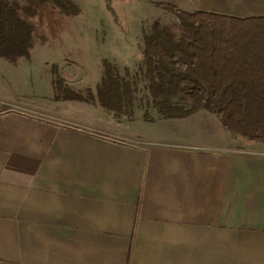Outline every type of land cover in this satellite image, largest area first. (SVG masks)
Listing matches in <instances>:
<instances>
[{"label":"crops","instance_id":"1","mask_svg":"<svg viewBox=\"0 0 264 264\" xmlns=\"http://www.w3.org/2000/svg\"><path fill=\"white\" fill-rule=\"evenodd\" d=\"M183 2L264 17V0ZM66 102L81 116L0 110V264H264V142L204 108L115 119Z\"/></svg>","mask_w":264,"mask_h":264},{"label":"trees","instance_id":"2","mask_svg":"<svg viewBox=\"0 0 264 264\" xmlns=\"http://www.w3.org/2000/svg\"><path fill=\"white\" fill-rule=\"evenodd\" d=\"M45 3L64 13L78 10L73 0H0V40H27L31 25L23 15L35 16ZM158 5L176 18H152L134 68L124 65L121 74L105 62L95 91L67 89L65 98L97 103L115 119H131L143 83L144 103L155 109L143 113L145 120L182 118L204 108L224 129L264 142V17Z\"/></svg>","mask_w":264,"mask_h":264},{"label":"rangeland","instance_id":"3","mask_svg":"<svg viewBox=\"0 0 264 264\" xmlns=\"http://www.w3.org/2000/svg\"><path fill=\"white\" fill-rule=\"evenodd\" d=\"M73 2L77 12L64 13L48 3L39 5L35 16L23 15L31 25L27 40H0V110L51 108L59 102L56 113L66 111L80 117L79 106L66 102L78 101L65 98L67 89L83 94L86 88L95 91L105 62L113 63L121 74L124 65L134 68L142 33L152 18H176L158 3L186 7L183 0ZM144 93L140 83L134 114L142 117L145 111L155 113L144 103Z\"/></svg>","mask_w":264,"mask_h":264}]
</instances>
